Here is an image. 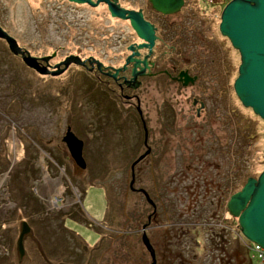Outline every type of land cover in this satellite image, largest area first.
Wrapping results in <instances>:
<instances>
[{"label":"rangeland","instance_id":"374dc122","mask_svg":"<svg viewBox=\"0 0 264 264\" xmlns=\"http://www.w3.org/2000/svg\"><path fill=\"white\" fill-rule=\"evenodd\" d=\"M120 1L125 7L138 6L155 16L143 0ZM226 1L184 0L180 12L158 21L159 26L163 23L162 29L172 19L190 22L187 26L193 39L185 34L187 45L179 53L188 54L192 69L193 64L198 65H194L198 76L191 86L175 93L169 86L158 93L152 80L136 90L151 151L133 166L132 186L144 188L155 204L156 215L149 221L145 216L150 205L139 192L128 188L129 163L144 148L132 107L123 103L122 112L110 117L108 103L101 99L99 87L91 84L93 76L88 71L70 63L60 74H37L0 39V165L7 163V169H0V255H17L16 237L24 221L27 230L21 255L29 250V237L46 236L49 225L50 241L68 248L73 246L70 230L91 246L99 235L114 228L119 238L102 254V264H148L149 255L140 241L145 221L155 264H168L165 257L177 251L183 264H228V260L237 264L231 240L226 245L230 258L210 240L213 230H228L241 246L243 243L235 218L217 209V202L225 177H234L238 186L239 171L255 177L262 169L264 122L243 108L231 89L238 54L217 30L219 11ZM0 27L31 55L53 52L50 63L73 53L116 65L122 61L124 46L135 40L125 21L109 17L103 5L69 6L63 0H0ZM175 29H169L167 42L175 41ZM173 53L169 48L161 56L174 57ZM169 92L175 95L170 101L175 108L172 122L169 115L163 117L156 110V102L162 105ZM191 97L204 103L198 115ZM66 126L82 140L83 168L73 163L60 140ZM249 126L255 130L251 138L245 137ZM10 166L20 172L19 177L12 176ZM174 215L188 221L200 215L202 223L181 236L186 229L170 224ZM136 217L140 219L136 221ZM219 222L225 230L217 226ZM60 223L64 232H60ZM167 228L170 235H177L167 244H173L169 246L173 251L161 244V233ZM116 248L118 255L113 253ZM241 259L239 255L238 264H249L247 258ZM177 261L176 257L173 264Z\"/></svg>","mask_w":264,"mask_h":264},{"label":"water","instance_id":"95a60500","mask_svg":"<svg viewBox=\"0 0 264 264\" xmlns=\"http://www.w3.org/2000/svg\"><path fill=\"white\" fill-rule=\"evenodd\" d=\"M73 1L86 2L91 6H95L98 2H104L110 16L126 19L135 35L145 42L138 44V47L151 45L154 38L153 26L142 17L139 9L120 7L115 3V0ZM148 2L154 10L163 14L177 11L182 4V0H148ZM217 30L238 54L236 74L231 83L235 97L241 106L248 107L253 114L264 122V0H227L219 11ZM0 39L4 41L11 54L18 55L26 67L40 75L54 76L66 68L69 63L79 65L84 63L77 55L69 54L54 63L51 69H48L46 63L52 54L42 56L29 54L26 49L17 45L16 41L1 27ZM94 61L99 67L100 62ZM135 63L136 61H134L131 69L132 75L135 74ZM178 75L185 76V73L179 72ZM141 126L142 143L146 145V129L142 120ZM60 140L73 163L83 168L85 163L81 155L82 140L76 137L68 126H66ZM148 150L149 148L146 146L143 152L138 154L129 164L128 188L130 190H133V166ZM143 193L145 200L153 207L152 201L145 192ZM225 207L230 215L236 217L239 234L244 239L256 243L264 249V163L255 177H246L240 188L228 196ZM26 230V223L21 221L15 242L18 256L22 253L21 240ZM140 241L149 255L148 264H155L154 252L145 235L143 224L141 225Z\"/></svg>","mask_w":264,"mask_h":264},{"label":"flooded vegetation","instance_id":"af4514ba","mask_svg":"<svg viewBox=\"0 0 264 264\" xmlns=\"http://www.w3.org/2000/svg\"><path fill=\"white\" fill-rule=\"evenodd\" d=\"M91 1H95V0H91ZM143 1L147 4L146 7L149 8V11L153 15L155 14L154 17L145 14L144 11H142V9L138 6L135 9L125 7V5L120 3L121 2L120 0H115V3H117L120 7H123L126 9H134V10L139 9L141 11L142 17L146 21H148L149 23L152 24L154 38H153L152 43L149 47L148 46L138 47L137 45L144 42V41L135 35L134 31L129 26L128 21L126 19H120L117 17L110 16L107 9H106L105 3L104 2H98L96 5H98V4L103 5L105 7V10H106L109 17L125 21L126 26L129 27V29L131 30V33L134 35L135 40L128 42L124 46V48H125L124 54L120 55L122 61H121V63L116 64V65H113L110 63L104 64L102 61L98 60L97 58L93 57L92 55L80 57L77 54L69 53V54L79 56V59L84 61L83 65H79V64H74V65L79 66L82 69L88 71L93 76V78L91 79V84H94L96 87H99L98 88L99 95H101L103 98L106 99V101L108 103L107 108H106V112H108V115H110V117H111V115H114L115 113L120 114L122 112L120 110L122 108L120 105L125 103L126 106H131L133 111L136 113L138 120H139V123H140V126H141V120L144 123V119L141 115V110H140V106H139L140 96L138 93H136V90L141 89V87H143L145 85L144 82L152 80L151 82L153 83V87H155V89L157 90L158 93L160 91V88L164 89L168 86L172 87V89L174 90V93H175V90L178 88H184L187 85L191 86V84H193L195 82V80L198 76V73L196 71L197 70L196 67L198 65L193 64V69H194L193 70L192 69V62H189V60H188L189 58H186V56L188 57V54H186V55L184 54L185 57H183L182 53L181 54L179 53L180 48H184V45H187L186 41H188V38L186 37L185 34L190 36V40L193 39L192 32H189V30H188L189 27L187 26V24H189L190 22L188 23V22H183V21L179 20L177 23H175V21H173V19L168 22L169 23L168 24L169 29H175L177 27L176 29H178V30L175 29L177 31V32H175L176 37L173 38V40H175V41H176V39L180 40V41L183 40L179 44L176 43L177 41L176 42L174 41L173 43L167 42L166 41L167 38H165V36L170 35V33H169L170 30L168 28L162 29L164 26L163 23H160V26L158 23L159 20L166 18V16L171 15V14L176 13V12H180V10L184 7V0H182V4L177 11H175L173 13H168V14H163V13H160V12L154 10L150 6L148 0H146V1L143 0ZM63 2H65L69 6L88 5V3H86V2H76L73 0H63ZM89 6H91V5H89ZM222 37H224V36H222ZM184 42H186V43H184ZM169 48L171 50H174V53H173L174 57L167 56L164 59L163 56H161V55L166 53V51L169 50ZM185 53H186V51H185ZM49 54H52L51 57L54 56L53 52L49 53ZM49 54H45V55H49ZM177 55H181V56L178 57ZM180 58H182V60ZM49 60L50 59L47 60L46 66H48V69H51L52 65L54 64V62L56 63V61L50 63ZM94 60H97L98 62H100L99 67L96 66V63ZM58 61H60V60H57V62ZM134 61H136L135 65H134L135 74L132 75L131 69L133 67ZM39 62L42 63L41 61H39ZM67 66H66V68H67ZM220 66H222V64H220ZM59 67H61V65H59ZM66 68H64L61 72H63ZM179 72H184L185 76H183V75L179 76L178 75ZM45 75H48V74H45ZM102 88H105V89H102ZM231 89H232V86H231ZM163 91H165V90H163ZM232 92H233V90H232ZM169 94L170 95L168 96L169 97L168 100L165 98L161 100L162 105H160L159 102H156V110H157V112H161L162 113L161 115L163 117H167L169 115V117L172 119V120H170V122H172L174 120V117H175V108L173 107V105L170 101H171L172 96H175V95H173L171 92H169ZM190 103H191V105L195 106V109H194L195 115H198L199 111L202 110L204 107V103L201 100H198L194 97H191ZM109 106H111L112 108H108ZM138 110H139V113H138ZM121 118H123V115H121ZM144 126H145V123H144ZM145 129H146V139H145L146 145H144L142 143V138H141V144L144 147L143 150L145 149L146 146H148L149 150L136 163L141 161L151 151L150 145L147 144V133L148 132H147L146 126H145ZM141 131H142V126H141ZM235 188H237L236 190H238L240 188V186L235 185L234 188L228 187V189L230 190L229 195L234 192L233 190ZM133 191L139 192L142 195L144 201H146L144 193H143V192H145L147 197L153 203V207H152L150 205V203H148L146 201L151 207V211H150L151 213L149 212L150 214L148 213L145 216V220L149 221L151 217H155V215H156V209L155 208L156 207H155L153 200L149 197L147 191L142 187H133ZM152 209H153V211H152ZM175 215H174V217H172L170 219V220H172L170 224L173 226L179 225L178 226L179 228H182L184 225L186 230L184 232L180 233V235L182 236V233H186L187 230H189L188 228H192V222L188 221L187 219H182L181 217L176 218ZM233 218H235V220H236L235 216H233ZM142 224L144 225V228L148 226V223H146L145 221ZM236 225H237V222H236ZM217 226L224 228V224H222L221 222L218 223Z\"/></svg>","mask_w":264,"mask_h":264},{"label":"trees","instance_id":"16d2710c","mask_svg":"<svg viewBox=\"0 0 264 264\" xmlns=\"http://www.w3.org/2000/svg\"><path fill=\"white\" fill-rule=\"evenodd\" d=\"M87 85H89V84H87ZM84 88H82L81 91L84 90ZM87 89H89V88H87ZM82 92H85V90ZM102 98L103 97L101 96V99ZM243 108H246L249 111H251L248 107H243ZM235 114H238V113L235 112ZM253 115L257 119L261 120L255 114H253ZM241 118L244 119L243 116H241ZM245 118L250 121L248 116H246ZM249 124L250 125L254 124V121L251 120V122ZM242 129H246V127H243ZM252 129L253 128H250V126L248 127V129L246 131L247 132L249 131V133H246L245 137L251 138L255 135V130L254 129L252 130ZM1 167H3V170L7 169V163H2L0 165V169H1ZM8 170H9V172H12V174H13L12 176H14V177H17L20 174L19 171L14 170L13 166H10V169L8 168ZM236 172H238V169L236 170ZM242 172H243V170L241 172L239 171V174L236 176V178H238V177L240 178L239 179V186H241L242 183L244 182V180L246 179V177L249 176L246 173L242 174ZM233 178L234 177H231L230 179H228L225 177V180H224V186L225 187H224V190L222 191V193L219 195L218 202H217V209L219 208L221 211H227L226 207H225V201H226V199L229 195V192H230L228 187L234 188L235 185L237 184V181H233L234 180ZM141 214L139 213L138 216L140 217ZM193 216H194V220H192V219L189 220L190 222H192V227H195L196 225L200 226L202 223V219L200 218L201 216L200 215L199 216L193 215ZM139 217H136L135 220L136 221L139 220L140 219ZM110 218L112 221V219L116 218V214H115V216L112 215ZM164 223L165 222H163V224ZM56 226L58 227V224ZM42 227H43V225H42ZM49 227H50V225L48 226L49 230L47 231L46 236L44 234V236L40 237V238L36 237L35 235H34V237H32V236H31V238L29 237V250L26 252L24 251L22 255L18 256V253L16 256H12L11 253H9V255H6V256L0 255V264H102L103 259H104V256H102V254L105 253L106 248L111 246V244H114L117 241V239L119 238L118 236H116V235H118L119 232L117 233V230L112 228L111 230H107V234H105L104 236L99 235V238L97 239V241L93 245L88 246V245H85V242L83 240H81L79 237H78L79 238L78 239L77 235L70 230L69 237L71 240H69V241L72 243L73 246L68 248L69 246L67 244H66V246L64 245V247H62L61 242H60L61 244H57L58 242L56 243L54 241L53 242L50 241V239L48 238L51 235V233H50L51 230ZM59 229H60V232H64V230H66L62 226L61 223H60ZM221 229L225 230V228H221ZM169 231H171V229L167 228L165 230V233H163V232L161 233V244L164 248H167V251H173L169 248V246L170 245L172 246L173 244H170L169 246L167 244L169 243V239L177 238L176 237L177 235H175V232L173 233V235H170ZM213 231H215L214 235H213L214 239L213 240L210 239L213 242L212 245L215 244V245L221 246L220 249L225 252V254L228 256V258H230L231 254H227V249H228L229 245L227 247H226V245L228 244L229 240H231L230 242L232 244H230V245H232V246H230V247L233 248V253L236 254L237 264L240 261V260H238L239 255L242 256L241 261H243L244 258H246L244 247L241 246L240 243H238L237 237H235V235H232V233L229 232L228 230H225V232H223V233L222 232L219 233V231H217V230H213ZM178 236H179V234H178ZM216 236L219 238L216 239ZM191 241H192L191 243H194L196 245V239L194 236H191ZM62 242L65 243L64 241H62ZM30 243H31V246H30ZM173 243L178 245L179 242H178V240H175V241L173 240ZM233 244H234V247H233ZM117 252H118L117 248L113 250V253H116L115 255H118ZM33 255H35L37 257L36 259H38V262H36L34 260ZM180 256H181V252L177 251V253H175V255L171 254L168 256L169 258L165 257L167 259L166 263L173 264L174 260L177 257V260H178L177 264H183L182 260L180 259ZM193 264H196V263H193ZM228 264H233V263L231 260H228ZM244 264H246V263H244Z\"/></svg>","mask_w":264,"mask_h":264},{"label":"built area","instance_id":"2783aa9c","mask_svg":"<svg viewBox=\"0 0 264 264\" xmlns=\"http://www.w3.org/2000/svg\"><path fill=\"white\" fill-rule=\"evenodd\" d=\"M211 0H205V3H210ZM242 246L247 251L246 258L249 264H264V249L258 244L242 239Z\"/></svg>","mask_w":264,"mask_h":264}]
</instances>
